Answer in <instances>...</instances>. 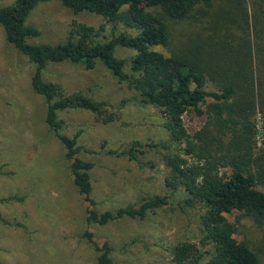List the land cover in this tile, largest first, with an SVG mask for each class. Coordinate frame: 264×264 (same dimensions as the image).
I'll return each mask as SVG.
<instances>
[{"label":"trees","instance_id":"16d2710c","mask_svg":"<svg viewBox=\"0 0 264 264\" xmlns=\"http://www.w3.org/2000/svg\"><path fill=\"white\" fill-rule=\"evenodd\" d=\"M4 0H0L1 2ZM54 0H14L0 5V26L7 41L34 64L31 86L45 100L48 129L64 148L74 185L86 202L88 228L83 237L97 253V264H117L109 241L99 242L92 225L125 217L145 218L151 211L173 204L200 210L201 246L191 240L172 249L176 264H260L251 241L238 234L231 216L240 212L254 225L264 226V142L258 145L257 119L264 127V0H56L75 14L92 12L114 25L95 27L74 21L65 41L33 43L40 30L28 23L33 9ZM202 16L200 30L187 39L172 41L168 20ZM118 47L133 49L130 59L115 54ZM159 47L169 50L166 55ZM102 62L135 95L123 100L163 110L165 137L155 143L133 140L107 153L127 156L140 164L146 147L165 163V192L100 211L94 196L91 171L95 163L82 158L92 152L80 144L83 130L68 135L63 111L81 109L104 123L118 122L120 107L83 90L68 92L60 82L45 79L49 65L81 63L92 69ZM190 110L206 116L201 129L189 131L184 114ZM264 141V140H263ZM102 144V148H105ZM151 163V162H150ZM13 194L2 201H23ZM11 226L19 221L0 215Z\"/></svg>","mask_w":264,"mask_h":264},{"label":"rangeland","instance_id":"374dc122","mask_svg":"<svg viewBox=\"0 0 264 264\" xmlns=\"http://www.w3.org/2000/svg\"><path fill=\"white\" fill-rule=\"evenodd\" d=\"M4 0L0 5L12 3ZM225 0H215L220 6ZM200 14L187 20H168L172 41L187 39L200 30ZM74 21L99 27L114 25L92 12L75 14L59 1L42 2L31 12L28 23L40 30L31 37L33 43L56 44L65 41ZM166 55L169 50L159 47ZM115 54L130 59L133 49L118 47ZM34 64L6 39L0 26V198L18 194L23 201L0 202V215L19 221L26 228L7 225L0 220V264H97V253L83 237L89 227L86 202L73 183L64 148L48 129L45 100L31 86ZM48 81L60 82L68 92L83 90L98 98L120 105L118 122L104 123L87 110L63 111L64 132L73 135L83 130L80 144L92 152L82 151L84 159L95 163L91 171L94 196L100 211L114 210L127 204H139L142 198L165 192L167 169L161 156L146 147L143 164L107 153L133 140L159 142L165 137L166 115L153 105L141 106L122 101L135 95L126 82H121L102 63L92 69L81 63L51 64L45 72ZM206 116L190 110L184 114L189 131L201 129ZM258 145H263L264 127L257 119ZM105 148H102V144ZM151 162V163H150ZM200 210L173 204L151 211L145 218L125 217L104 225L94 224L96 239L109 240L116 248L117 264H176L172 249L183 240L201 246ZM238 234L251 241L264 264V226L258 227L238 211L232 216ZM208 257L202 264H207Z\"/></svg>","mask_w":264,"mask_h":264}]
</instances>
